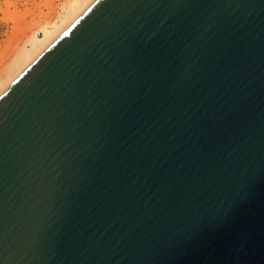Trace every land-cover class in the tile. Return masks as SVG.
Here are the masks:
<instances>
[{
  "label": "water",
  "instance_id": "95a60500",
  "mask_svg": "<svg viewBox=\"0 0 264 264\" xmlns=\"http://www.w3.org/2000/svg\"><path fill=\"white\" fill-rule=\"evenodd\" d=\"M0 264H264V0H95L0 95Z\"/></svg>",
  "mask_w": 264,
  "mask_h": 264
},
{
  "label": "bare ground",
  "instance_id": "6f19581e",
  "mask_svg": "<svg viewBox=\"0 0 264 264\" xmlns=\"http://www.w3.org/2000/svg\"><path fill=\"white\" fill-rule=\"evenodd\" d=\"M94 1L95 0H64L62 2V5L60 6V11L57 12L50 21L46 22V24L44 25H41L37 30H34L27 34L26 39H24L22 44L16 46L14 52L12 51L13 54L10 55L9 60L3 63V66L1 65L2 68H0V95L72 23H74V21H76V19H78L80 15H82V13H84ZM35 4V9H38V12L41 14L42 11L40 10V5H37V3ZM24 10L25 12H21L17 9L9 11L8 9L7 11L9 12L7 14L11 16V19L14 20V22H17L22 17L24 18L26 15H33L34 10H30L28 8H24Z\"/></svg>",
  "mask_w": 264,
  "mask_h": 264
},
{
  "label": "rangeland",
  "instance_id": "374dc122",
  "mask_svg": "<svg viewBox=\"0 0 264 264\" xmlns=\"http://www.w3.org/2000/svg\"><path fill=\"white\" fill-rule=\"evenodd\" d=\"M63 1L64 0H0V68H2L1 65L3 63L9 60L16 46L22 44L24 39H26L27 34L37 30L41 25L46 24V22L50 21L54 15L60 11V6ZM35 3L40 5L41 14L38 12V9H35ZM24 8L34 10L33 15H26L24 18L22 17L17 22H14L11 16L7 14L9 11L15 9L25 12ZM8 9L9 11H7Z\"/></svg>",
  "mask_w": 264,
  "mask_h": 264
},
{
  "label": "snow or ice",
  "instance_id": "6c2138e0",
  "mask_svg": "<svg viewBox=\"0 0 264 264\" xmlns=\"http://www.w3.org/2000/svg\"><path fill=\"white\" fill-rule=\"evenodd\" d=\"M97 2H99V0H97Z\"/></svg>",
  "mask_w": 264,
  "mask_h": 264
}]
</instances>
